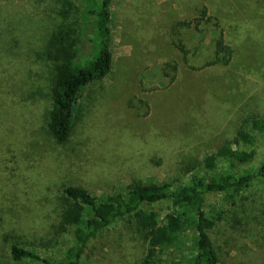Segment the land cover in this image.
I'll list each match as a JSON object with an SVG mask.
<instances>
[{
    "label": "rangeland",
    "instance_id": "rangeland-1",
    "mask_svg": "<svg viewBox=\"0 0 264 264\" xmlns=\"http://www.w3.org/2000/svg\"><path fill=\"white\" fill-rule=\"evenodd\" d=\"M71 1L76 63L84 64L94 56L92 9L100 0ZM203 5L215 19L198 29L180 26L174 35L177 22L196 17ZM58 10L57 0H0V264H47L13 259V245L53 264L63 257L72 242L71 230L57 227L63 187L113 195L136 182L187 183L205 156L252 118H264V0H110L112 69L83 89L70 139L55 143L45 128L51 79L40 54ZM220 30L233 49L230 63L197 70L214 57ZM178 38L190 50L186 59L173 44ZM166 62L177 70L165 75ZM262 160L264 141L249 166ZM250 194L209 231L222 264L235 239L264 236V180ZM220 201L217 193L207 196L209 214H217ZM144 208L164 215L168 203ZM147 251L135 219L126 217L91 242L82 264H134ZM159 255L177 257L171 250Z\"/></svg>",
    "mask_w": 264,
    "mask_h": 264
},
{
    "label": "trees",
    "instance_id": "trees-1",
    "mask_svg": "<svg viewBox=\"0 0 264 264\" xmlns=\"http://www.w3.org/2000/svg\"><path fill=\"white\" fill-rule=\"evenodd\" d=\"M57 2L60 21L44 44L40 57L47 64L51 79L47 96L52 107L46 114V132L55 143L65 144L76 124L83 89L94 80L103 79L112 69L107 25L110 0H100L92 9L97 16L95 50L94 56L84 64L76 63L79 35L77 22L71 19L76 6L71 0ZM213 19L208 7L203 5L196 17L177 22L173 34L177 35L180 26L198 29ZM173 44L186 59L190 50L185 44L179 38ZM232 54L233 49L226 44L220 30L214 57L196 69L228 65ZM163 70L165 75L169 70L175 72L177 64L166 62ZM174 79L175 75L170 83ZM263 141L264 118L255 117L248 127H241L232 140L205 156L203 168L193 173L187 183L136 182L113 195H96L79 185L63 187L57 227L59 232L71 230L72 242L54 264H82L91 242L114 222L126 217L135 219L148 242L146 255L134 264H222L220 249L209 231L228 208L249 202L252 187L264 180V160L257 166H249L256 158L257 146ZM211 193L220 195L217 214L206 210L207 196ZM157 202L168 203L164 215L154 208H144V204ZM162 250L175 251L176 259H164L159 255ZM11 254L15 260L27 258L53 264L35 250L18 245L12 246ZM226 254L228 264H264V236L256 237L253 242L235 239Z\"/></svg>",
    "mask_w": 264,
    "mask_h": 264
}]
</instances>
